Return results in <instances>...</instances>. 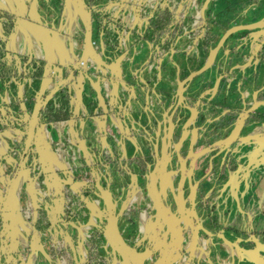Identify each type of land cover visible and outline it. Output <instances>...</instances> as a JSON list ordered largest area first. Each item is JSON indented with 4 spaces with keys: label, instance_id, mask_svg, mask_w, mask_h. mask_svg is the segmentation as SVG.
I'll use <instances>...</instances> for the list:
<instances>
[{
    "label": "flooded vegetation",
    "instance_id": "1",
    "mask_svg": "<svg viewBox=\"0 0 264 264\" xmlns=\"http://www.w3.org/2000/svg\"><path fill=\"white\" fill-rule=\"evenodd\" d=\"M215 9L231 10L0 0V264L264 260V105L248 113L239 76H203L221 71L227 39L190 76L225 31L208 30ZM262 54L253 88L264 93Z\"/></svg>",
    "mask_w": 264,
    "mask_h": 264
},
{
    "label": "crops",
    "instance_id": "2",
    "mask_svg": "<svg viewBox=\"0 0 264 264\" xmlns=\"http://www.w3.org/2000/svg\"><path fill=\"white\" fill-rule=\"evenodd\" d=\"M257 20L258 18L253 19V22ZM256 30H257L256 33H253V30L240 31V32L243 31H251V32L244 35L239 34V36H237V41H234V43H236V46L230 47L232 51L231 52L230 50L224 51L225 54L224 56L226 59L224 62L225 66L223 70L221 69V71H219V69L216 68V70H218L219 75L223 77L231 76V75L236 76L237 74H239L240 79L237 83V88L239 91H241L242 97L244 98L243 100H245L243 104L249 108L248 113H252V114H253V99L257 100L255 106L260 104L264 105V93L261 91V87H259L260 84L257 87L253 88V56L254 53L259 52L261 45L264 44V28L255 29V31ZM237 54H240V56ZM257 58L262 59L264 58V55L263 54L261 56L258 55ZM244 77L246 80H250L249 85H246L244 81L240 82L241 78H243L244 80ZM263 87L264 86H262V88Z\"/></svg>",
    "mask_w": 264,
    "mask_h": 264
},
{
    "label": "rangeland",
    "instance_id": "3",
    "mask_svg": "<svg viewBox=\"0 0 264 264\" xmlns=\"http://www.w3.org/2000/svg\"><path fill=\"white\" fill-rule=\"evenodd\" d=\"M223 1L226 2V5L228 6V8H231V10L228 12V14H226L225 16H222L219 13L220 11L218 12V10L215 9V11L217 10L216 12H218V13H215V14L212 13L207 18V24H208V26H211L210 29H208V30H210V32L213 33V34L217 33V35H215L217 37H219L221 35V33H219L220 30H219V32H217L216 31L217 29H221L222 28L221 30L225 29V31H226V30L231 29L232 27H234L236 25L249 24V23L251 24V22H253V19H257L258 18V20H259L262 17H264V0H254V2H253V0L252 1L251 0H223ZM212 15H213V18H211ZM210 18H211V20H210ZM183 36L184 35H182V40L183 41H181V43L184 44V41L188 42V40L184 39ZM229 40L230 39L226 40V42H225L226 50H231V48H230L231 44L229 43L230 42ZM137 47H140V46L137 44L136 48ZM198 49H200V48L198 47ZM147 52H148V47L142 53L140 52L139 60L133 66V68H136L137 64H139L140 61H142L145 58ZM181 54L182 53H179V54L175 55V58H176L177 61H182L183 57H182ZM218 58H219V55H218ZM180 64H182V62H180ZM163 66L166 67V68L168 67V65L166 63H164ZM224 66L225 65L220 64L219 67L223 70ZM192 67H196L195 64L194 65L192 64ZM261 72L262 71L260 70L259 74H261ZM216 74H217L216 63L215 64L213 63V65H211L209 67V69L206 70L203 73V76H208L209 78L212 79V78H214L213 76H215ZM236 76L238 77L239 74H237ZM239 78H240V76H239ZM251 79H252V77H251ZM243 81L245 82L246 85H249L250 80H246L244 78ZM220 86H221V83L219 85V88H220ZM217 112L219 113V115L222 114V111H217ZM209 126L210 125H206L205 129H207ZM221 128H223V126H221ZM221 128H218L219 130H217V132L214 133V134L218 135V138L223 137L226 134V131L224 130V128L223 129H221ZM212 136H213V134H212ZM207 137H210V136L208 135ZM211 140H213V139H211ZM211 140H210V142H211ZM216 163H218V160L214 161V167H216ZM253 179H254L253 180L254 182H255V180H256V182H258V187H257V189L254 192L255 196H256V195H258L259 190L262 188V187H260V185L262 183V179H261V181H259V178L258 177L256 178L255 176L253 177Z\"/></svg>",
    "mask_w": 264,
    "mask_h": 264
},
{
    "label": "water",
    "instance_id": "4",
    "mask_svg": "<svg viewBox=\"0 0 264 264\" xmlns=\"http://www.w3.org/2000/svg\"><path fill=\"white\" fill-rule=\"evenodd\" d=\"M85 25V42L88 41V21L84 20ZM264 28V17H262L261 19L255 21V22H251V24H241V25H236L234 27H232L231 29L226 30L219 38L218 43L216 44V46L214 48L211 49V51L209 52V55L204 63V65L197 71L193 72L192 74H190V76H194L197 74H200L201 72H203L204 70H206L212 63L213 58L216 54V51L222 46L223 42L229 37L230 34L236 32V31H242V30H253V29H262ZM262 105V104H261ZM245 116V113H243L240 116V119L238 120L239 123L243 120ZM263 119V115L259 114L258 115V120ZM237 127V126H236ZM236 134V129L232 132V134H230L228 136V138H226L225 140H223L221 143V145H224L226 143H228L230 140H232L235 137ZM253 260L257 263V264H264V260H262L261 258L258 260L257 256L255 255V251H253Z\"/></svg>",
    "mask_w": 264,
    "mask_h": 264
},
{
    "label": "trees",
    "instance_id": "5",
    "mask_svg": "<svg viewBox=\"0 0 264 264\" xmlns=\"http://www.w3.org/2000/svg\"><path fill=\"white\" fill-rule=\"evenodd\" d=\"M240 32V31H239ZM236 32V33H232V34H230L229 35V37L227 38V40L228 39H230L229 41V43H232L233 41H237V36H239V34H248V33H250L251 31H243V32ZM237 55H239L240 56V54H237Z\"/></svg>",
    "mask_w": 264,
    "mask_h": 264
}]
</instances>
